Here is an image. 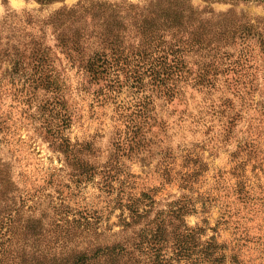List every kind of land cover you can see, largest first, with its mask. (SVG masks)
I'll return each mask as SVG.
<instances>
[{
    "label": "rangeland",
    "instance_id": "rangeland-1",
    "mask_svg": "<svg viewBox=\"0 0 264 264\" xmlns=\"http://www.w3.org/2000/svg\"><path fill=\"white\" fill-rule=\"evenodd\" d=\"M162 1L0 0V210L23 205L20 245L28 216L42 220L48 259L130 244L141 225H125L126 203L180 200L224 264H264V0H173L194 19L188 46L161 27L147 58L136 46L152 29L135 22ZM174 50L184 66L154 80L149 64ZM168 222L172 250L181 221Z\"/></svg>",
    "mask_w": 264,
    "mask_h": 264
},
{
    "label": "trees",
    "instance_id": "trees-1",
    "mask_svg": "<svg viewBox=\"0 0 264 264\" xmlns=\"http://www.w3.org/2000/svg\"><path fill=\"white\" fill-rule=\"evenodd\" d=\"M36 1L48 4L58 0ZM130 5H134L133 8L141 7L136 4ZM114 7L117 8L119 5H114ZM141 8L142 12L139 14L141 19L136 20V27L143 36L147 35L151 29L152 33L148 39L139 41L136 47L138 49L140 47L139 51L143 52L147 58H150L148 55H153V51L156 50L153 47V41L156 40L154 32L161 27L171 34L172 39L175 40V45L179 46L180 50L188 46V39L180 34L184 35L182 27L185 21L190 25H194V19H190L193 17L192 15L186 16L183 9H180L178 2L163 0L161 5L150 8L143 6ZM83 9L91 11L94 8L82 7ZM149 13H154V15L150 16ZM111 40L113 43H117L120 38L115 35ZM193 40L197 41L195 37ZM111 49L120 56L127 57L128 53H125L127 52L125 48L112 47ZM176 53L177 51L174 50L171 54L173 55L171 60L168 59L167 53L153 59L149 67L152 71H157L154 80L162 81L161 74H166L167 70L171 71L184 66V62H179L176 59L174 55ZM98 55H101L98 61L104 56L107 57V53H98ZM158 63L161 66L159 70H157ZM86 66L93 69L97 65L89 60ZM99 70L98 66L95 72H99ZM154 204H156L154 199L148 205L141 198L131 199L130 203H126L125 208L127 207L129 210L130 221L124 218L125 225L127 227H132L134 224L141 225L136 240H133L132 243L127 244L121 241L91 242L86 248L81 247L79 249V246H75L69 252L60 251L59 254L50 252L52 257L48 259L44 253V225L42 220L36 225L38 219L28 216L26 222L28 225H26V230L22 232H24V237L29 239L26 244L20 245V238L17 235L15 236L13 230L21 224L19 215L20 213L23 214L24 207L22 204L11 200V204L7 205L9 208L6 207L4 211L0 210V264H180L181 262L183 264H224L226 262L227 254L224 251V246L214 236L202 241L201 234L204 229L202 227L192 228L187 225L184 216L192 212L188 209V205L176 200L168 204L167 209H158L157 207L154 208ZM153 211L156 214L152 217L151 212ZM149 217H151L150 220ZM172 218L179 219L181 225L178 227V231L174 233V240L176 238V241L172 246L173 249L169 250L168 243L171 239L168 236L167 226L171 224L168 220L171 221ZM85 220L88 226L91 220L88 218H85ZM76 221L74 219L73 222L76 223ZM81 230L84 231V229ZM66 234L65 237H68L71 235V231L70 233L66 232ZM98 237L99 235H96V238ZM27 246H30L29 250ZM9 248H12V251Z\"/></svg>",
    "mask_w": 264,
    "mask_h": 264
}]
</instances>
